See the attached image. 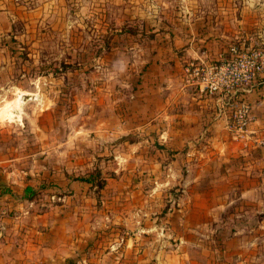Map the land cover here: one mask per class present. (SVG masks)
I'll return each instance as SVG.
<instances>
[{"label":"rangeland","instance_id":"rangeland-1","mask_svg":"<svg viewBox=\"0 0 264 264\" xmlns=\"http://www.w3.org/2000/svg\"><path fill=\"white\" fill-rule=\"evenodd\" d=\"M175 28L201 41L214 35L208 28H228L227 44L242 28L264 48V0H0V187L37 182L43 200L69 178L132 186L133 209L145 204L169 222L165 251L179 243L175 233L185 240L181 264H264V128L245 140L197 128V140L209 139L188 147L174 130L141 125L161 94L204 104L200 79L185 71L193 59L173 47ZM263 76L242 88H254L243 92L246 128L256 108L264 114ZM224 108L233 124L235 107ZM152 166L164 189L158 210L136 191L154 185Z\"/></svg>","mask_w":264,"mask_h":264},{"label":"crops","instance_id":"crops-1","mask_svg":"<svg viewBox=\"0 0 264 264\" xmlns=\"http://www.w3.org/2000/svg\"><path fill=\"white\" fill-rule=\"evenodd\" d=\"M229 30L208 28L205 30L207 34L214 32V35L209 40L201 41L192 40V37L182 38V31L192 33V28L188 30L175 28L172 30L173 47L185 50L194 63L196 60L201 62L204 60L206 64H217L227 59L230 45L246 49L255 47L253 45L255 36L253 38L251 35L252 37L248 39L249 33L242 28H235L234 41L227 44L222 35ZM256 33L260 36L259 32ZM262 37L264 42V36ZM246 39L249 40L248 43L245 42ZM256 81L258 84V78ZM253 84L256 82L253 81L251 86ZM252 89L254 88L241 89V94L229 95V92L205 94L204 104H200V107L194 102L189 106L181 104L182 101L177 98L170 104L163 101L165 99L161 94L156 104L155 117L152 115L141 125L174 130V134L176 131L175 135L179 136V143L187 144L188 147L203 137L204 141L205 138L209 139L207 136L209 134H206L197 140L194 135L197 128L212 131L225 129L232 132L230 134H234L232 137L235 139L245 140L249 137L255 139L253 133L264 128V118L262 119L264 114L256 108L254 120L243 132H238L228 121L224 108L235 107L244 102L243 92ZM226 97H231V101L229 102ZM166 119H170L171 122L166 123ZM160 133V137H164L163 141L167 134L170 135L167 131ZM210 140L217 142V137L214 139L210 137ZM184 153L180 156L184 160L190 159L187 157L193 155L191 151ZM151 154L150 150L148 156L152 161ZM157 159L156 157V161ZM152 167L147 169V176L152 179L154 185L144 186L136 191L143 194L144 202L151 201L150 205L158 210L162 204L161 195L164 194V189L162 184H159L161 170L157 166ZM29 186L35 190L43 188L37 182L28 181L18 189L12 185L8 189L0 187V264H181L187 256L184 248H180L181 242L185 240L177 233L172 235L179 243H175L176 247L171 251H165L169 235H166L164 228L170 227L169 222L166 224L157 217L153 220L151 214L155 212L142 210L145 204L133 209L132 186L106 184L96 186L85 181H71L69 178L63 183H58L54 189L45 188L44 190L50 192L43 200L35 196L31 199L21 198L24 188ZM44 200L43 206L39 207ZM191 202L194 207H203L202 202L198 203L196 198L191 199ZM123 204L125 208L120 209ZM152 230L153 236H149Z\"/></svg>","mask_w":264,"mask_h":264},{"label":"built area","instance_id":"built-area-1","mask_svg":"<svg viewBox=\"0 0 264 264\" xmlns=\"http://www.w3.org/2000/svg\"><path fill=\"white\" fill-rule=\"evenodd\" d=\"M229 57L217 64H202L193 62L185 71L200 79V90L213 95L216 92H231L252 84L259 75L264 73V48L252 47L243 49L230 45ZM233 126L238 132H243L248 124L247 105L240 102L235 106ZM264 143V139L260 141Z\"/></svg>","mask_w":264,"mask_h":264},{"label":"trees","instance_id":"trees-1","mask_svg":"<svg viewBox=\"0 0 264 264\" xmlns=\"http://www.w3.org/2000/svg\"><path fill=\"white\" fill-rule=\"evenodd\" d=\"M77 180H80V181H85V182H89L90 180L87 178H75ZM35 189L31 188L30 186L29 187H25L24 190H23V193L21 194V198H25V199H31L32 197L35 196Z\"/></svg>","mask_w":264,"mask_h":264},{"label":"bare ground","instance_id":"bare-ground-1","mask_svg":"<svg viewBox=\"0 0 264 264\" xmlns=\"http://www.w3.org/2000/svg\"><path fill=\"white\" fill-rule=\"evenodd\" d=\"M1 111H2V112H4V111H5V112H6V115H7V117H10V116H9V109H2ZM10 112H11V111H10Z\"/></svg>","mask_w":264,"mask_h":264}]
</instances>
